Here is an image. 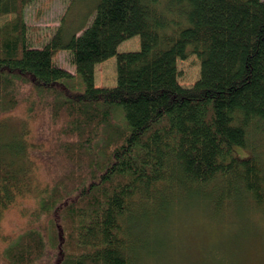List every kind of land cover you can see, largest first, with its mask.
Returning a JSON list of instances; mask_svg holds the SVG:
<instances>
[{"label": "trees", "instance_id": "16d2710c", "mask_svg": "<svg viewBox=\"0 0 264 264\" xmlns=\"http://www.w3.org/2000/svg\"><path fill=\"white\" fill-rule=\"evenodd\" d=\"M30 2L0 0V19L14 16L0 24V224L31 193L48 220L10 241L4 264H130L133 229L207 189L221 191L216 205L242 188L263 207L249 138L264 129V0H97L90 20L42 46L29 39ZM137 36L138 51H119ZM61 50L75 74L55 63ZM192 54L200 78L184 87L178 61ZM112 57L116 86H96ZM24 104L37 139L7 130Z\"/></svg>", "mask_w": 264, "mask_h": 264}, {"label": "rangeland", "instance_id": "374dc122", "mask_svg": "<svg viewBox=\"0 0 264 264\" xmlns=\"http://www.w3.org/2000/svg\"><path fill=\"white\" fill-rule=\"evenodd\" d=\"M96 1L31 0L25 9L31 43L34 46H42L62 23L67 25L65 31L68 37L81 25V20L86 14L89 19ZM13 17H2L0 24ZM139 49L138 36L119 47L121 52ZM55 63L75 74L69 51H58ZM200 66L195 54L185 60H179L180 84L184 87L194 85L200 78ZM116 84V57H112L97 65L96 86L114 87ZM38 124L42 123L39 119L34 120L29 116L24 104L12 114L7 130L10 135L22 131V126L25 125L32 133V139H37L43 133L37 131ZM43 124L47 126V119ZM44 129V136H47L50 131L46 127ZM253 138L257 143L256 152L264 161V129ZM238 152L241 157L251 155L250 150L238 148ZM252 154L254 155L255 151ZM35 179L40 188L48 183L40 172L35 173ZM220 192L215 190L211 193L207 189L205 195H210L209 201L201 195L182 196L178 205L175 206L174 201L165 213H150L147 216V225L142 224L141 228L132 231L131 238L135 249L129 252L130 264H264V207H253L242 188V195L232 192L229 200H223L216 205ZM37 196L36 193H31V196L19 199L5 213L0 224V264H4L2 252L10 241L31 228L46 231L48 217L37 219Z\"/></svg>", "mask_w": 264, "mask_h": 264}, {"label": "bare ground", "instance_id": "6f19581e", "mask_svg": "<svg viewBox=\"0 0 264 264\" xmlns=\"http://www.w3.org/2000/svg\"><path fill=\"white\" fill-rule=\"evenodd\" d=\"M67 70V69H66ZM67 71H69V70H67ZM70 73H71V71H69ZM95 84H96V75H95ZM116 86V85H115ZM15 112V111H14ZM14 112H11L10 114H8V116H10V118H11V116H12V114L14 113ZM22 127H27V126H25V125H23ZM263 128H264V124H263ZM15 133H18V134H20V131L18 132H14V133H11L10 135H14ZM249 143H250V148L253 150V151H255V153H257L256 151H257V147H255V144H257L256 143V141H255V139L253 138V137H250L249 138ZM257 155V157H258V163L259 164H261V165H264V161H263V159H262V157H261V155H258V153L256 154ZM40 166V165H39ZM34 171L35 172H37V173H42V175H44L45 176V180L49 183V178H48V176H46L45 174H44V172L42 171V169H41V167H35L34 168ZM244 190V189H243ZM244 192L247 194V192L244 190ZM263 207H264V205H263ZM70 252H72V251H70Z\"/></svg>", "mask_w": 264, "mask_h": 264}]
</instances>
